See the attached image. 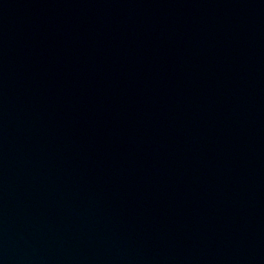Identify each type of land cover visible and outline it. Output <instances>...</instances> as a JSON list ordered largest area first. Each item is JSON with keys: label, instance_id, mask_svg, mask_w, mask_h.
Masks as SVG:
<instances>
[{"label": "water", "instance_id": "95a60500", "mask_svg": "<svg viewBox=\"0 0 264 264\" xmlns=\"http://www.w3.org/2000/svg\"><path fill=\"white\" fill-rule=\"evenodd\" d=\"M0 264H264V0H0Z\"/></svg>", "mask_w": 264, "mask_h": 264}]
</instances>
